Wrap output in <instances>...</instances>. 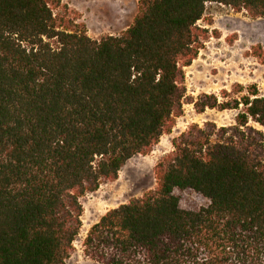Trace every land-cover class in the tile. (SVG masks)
Masks as SVG:
<instances>
[{
  "label": "trees",
  "instance_id": "trees-1",
  "mask_svg": "<svg viewBox=\"0 0 264 264\" xmlns=\"http://www.w3.org/2000/svg\"><path fill=\"white\" fill-rule=\"evenodd\" d=\"M217 3L252 18L264 0H137L120 34L92 39L61 0H0V264H65L80 199L152 151L183 113L185 72ZM64 10V14H63ZM211 23V22H209ZM252 55L264 61L260 45ZM192 100L236 110L191 125L154 166L156 185L108 210L82 241L99 264H264V94L234 85ZM203 199L183 203V194Z\"/></svg>",
  "mask_w": 264,
  "mask_h": 264
},
{
  "label": "rangeland",
  "instance_id": "rangeland-1",
  "mask_svg": "<svg viewBox=\"0 0 264 264\" xmlns=\"http://www.w3.org/2000/svg\"><path fill=\"white\" fill-rule=\"evenodd\" d=\"M61 3L67 6L63 14L82 24L92 39L120 34L137 13V0H61ZM197 25L206 29L207 38L197 58L184 68L186 99L182 115L176 118L170 133L162 135L149 154L133 156L120 169L114 182L102 183L95 192L80 199L82 224L74 241L75 250L65 264H99L84 256L81 246L84 237L108 210L155 187L154 166L173 150V138L194 124L200 127L208 121L217 127L235 124L238 111L206 108L203 113H198L192 100L201 94H214L222 100L224 91L232 98L245 95V89L238 94L232 92L236 84L243 88L255 85L264 94V61L253 56L251 50L260 45L264 51V17L252 18L244 10L236 13L229 7L208 3L204 18ZM249 125L264 133V127L251 121ZM187 200L205 204L194 194H183V203Z\"/></svg>",
  "mask_w": 264,
  "mask_h": 264
}]
</instances>
